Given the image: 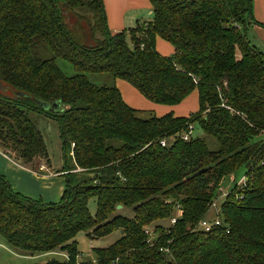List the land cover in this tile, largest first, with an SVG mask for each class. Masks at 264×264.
I'll list each match as a JSON object with an SVG mask.
<instances>
[{"label": "trees", "instance_id": "16d2710c", "mask_svg": "<svg viewBox=\"0 0 264 264\" xmlns=\"http://www.w3.org/2000/svg\"><path fill=\"white\" fill-rule=\"evenodd\" d=\"M149 1L151 20L114 34L102 0H0V145L21 163L42 161L46 146L30 114H44L72 161L57 203L13 191L0 174V236L25 256L65 254L45 264H91L77 261L76 235L114 231L117 241L92 249L95 264H264V140H255L264 134V52L246 35L264 24L253 20L252 0ZM157 38L172 56L156 51ZM39 46L52 58L39 57ZM116 80L164 106L196 91L198 111L140 118ZM188 125L204 137L183 141ZM242 167L244 183L220 205L221 222L201 229L222 183ZM117 206L133 217H110Z\"/></svg>", "mask_w": 264, "mask_h": 264}, {"label": "rangeland", "instance_id": "374dc122", "mask_svg": "<svg viewBox=\"0 0 264 264\" xmlns=\"http://www.w3.org/2000/svg\"><path fill=\"white\" fill-rule=\"evenodd\" d=\"M257 48L264 52L263 47L258 46ZM37 54L43 59L52 58V53L45 49L43 46L38 47ZM57 64L65 74L71 75L74 73L72 66L67 62L63 60H57ZM94 78L98 81H101V83L105 84V82L108 81V84H110V78L108 77L96 76ZM142 99L144 98L142 97ZM171 112L173 113V111ZM150 113L152 115H155L150 111L142 110L139 111L138 116L144 119L147 118ZM173 114L176 115L177 112ZM30 119L35 124L36 128L43 137L46 146V156L42 159V161L38 160L34 164L21 163L14 157L15 155L13 153L5 150L0 145V174L5 177V179L10 184V187L12 186L11 188L13 191L20 193L23 196L31 198L33 200H41L44 203H56L60 199V196H58L59 185L62 181V185L64 186L65 181L63 176L64 173H61V170L63 169L65 162H67L68 165H70L72 162L70 148L64 149L63 141L60 136L59 126L51 116L31 113ZM192 137H204L203 132L198 128L197 125H193ZM255 140H264V134L259 137H256ZM172 141L173 139L170 138L166 140V143L170 144ZM206 142L210 149L214 150L217 148V144L212 138L207 137ZM40 166H42L41 169H39ZM34 173L38 175L46 174L54 178L53 180H46L45 182H40L32 177ZM244 174L245 168L242 167L237 171L235 175L228 177L224 180L220 188V192L219 190L217 192V206L215 208H210L205 218V221L208 224H212L213 221L221 222V219L219 217V210L220 205L224 200L221 195L222 193L228 192L231 188H233V186L239 184V180L244 177ZM96 203L97 201L95 197L89 198L87 203L88 212L92 217H94L96 214ZM115 215H119L125 218H132L133 212L131 208H124L123 210L116 209L110 217H113ZM156 224L163 225L166 227L169 226L170 222L168 220H163L157 222ZM120 236V231H114L104 238L92 240L87 237L86 233H78L75 237L77 249L79 252V257L77 261L82 263H90L95 261V254L93 253L92 249L107 248L112 245L115 241H117ZM0 239L3 238L0 236ZM5 245L9 247L7 244ZM11 251L15 250H13L11 247L7 249L5 247L0 246V264H45L50 260H65V254L60 252L59 250L46 255H26L22 257L15 256Z\"/></svg>", "mask_w": 264, "mask_h": 264}, {"label": "crops", "instance_id": "0c3cea01", "mask_svg": "<svg viewBox=\"0 0 264 264\" xmlns=\"http://www.w3.org/2000/svg\"><path fill=\"white\" fill-rule=\"evenodd\" d=\"M102 1L104 4L108 29L114 34L135 27L137 22L149 21L153 16L152 5L149 0ZM252 17L254 21L264 24V0H252ZM246 35L250 44L256 47L261 46L264 49V28L259 26H249L247 28ZM155 47L156 51L163 57H170V55L172 56L174 54V48L160 38L156 39ZM115 85L120 92L124 103L136 111H150L157 117H162L167 113H170L175 117H188L198 111V94L196 91H193V93L184 99L180 104L167 107L162 105H154L143 96L142 97L144 99H142V97H140L141 95L125 81L117 80ZM171 111H173V113L177 112V114L175 115ZM41 168L42 166L39 167V169ZM32 177L40 182L53 180L54 178L46 174L38 175L35 173L32 175ZM63 191L64 186L62 185L61 181L58 190V196H60L59 198L62 197ZM5 244L6 243L4 240L0 239V246L8 249L9 247H7ZM11 252H13L15 256H25L16 250Z\"/></svg>", "mask_w": 264, "mask_h": 264}, {"label": "built area", "instance_id": "2783aa9c", "mask_svg": "<svg viewBox=\"0 0 264 264\" xmlns=\"http://www.w3.org/2000/svg\"><path fill=\"white\" fill-rule=\"evenodd\" d=\"M192 131H193V125H188V127H187V131L184 132V133L181 135V139H182L183 141H188V140L192 137ZM161 144L164 146V145H165V141H163ZM244 180H245V179H244V177H243V178L239 181V184H237V185H241L242 183H244ZM219 192H220V189H219ZM228 192H229V191H228ZM228 192H226V193H222L221 197H222L223 199H225V197L227 196ZM216 206H217V204H216V200H214V202L211 204V208H215ZM170 223H171V224H174V223H175V219H172ZM216 225H219V221H213L212 224H208L206 221H202V222H200L199 227H200L201 229L205 230V231H208V230L211 228V226H216ZM150 231H151V230H146V231H145V234H147V235L149 236V238H148V243L151 242L152 237H153V233L150 232ZM95 263H96V262L93 261L91 264H95Z\"/></svg>", "mask_w": 264, "mask_h": 264}, {"label": "water", "instance_id": "95a60500", "mask_svg": "<svg viewBox=\"0 0 264 264\" xmlns=\"http://www.w3.org/2000/svg\"><path fill=\"white\" fill-rule=\"evenodd\" d=\"M36 105L39 108L43 109L44 111H54V112H56V111H60L61 110L59 103H53L52 105H49V104L37 101ZM117 209L120 210L121 206H117Z\"/></svg>", "mask_w": 264, "mask_h": 264}]
</instances>
